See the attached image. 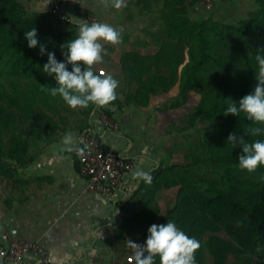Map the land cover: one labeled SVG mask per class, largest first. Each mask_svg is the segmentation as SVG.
<instances>
[{"label": "trees", "instance_id": "trees-1", "mask_svg": "<svg viewBox=\"0 0 264 264\" xmlns=\"http://www.w3.org/2000/svg\"><path fill=\"white\" fill-rule=\"evenodd\" d=\"M153 1L163 5L161 45L152 55L128 52L123 57L122 70L136 85L125 107H147L152 96L170 94L169 110L181 111L188 118L187 130L199 134L180 163L163 161L150 172V184L141 182L136 193L141 197L139 210L123 218L114 251L134 229L145 230L147 236L152 224L170 220L199 240L196 264H207L208 259L210 264H227L238 254L243 264H264V167L253 173L239 169L242 148L227 142L229 134L243 136L245 142L264 140V135H247L246 130L261 125L248 121L244 113L228 115L224 110L258 83L255 57L264 55V0H256L260 8L237 25L213 18L193 21L191 8L203 6L204 0ZM33 27L58 60L64 59L61 47L67 51L68 40L78 34L77 25L61 23L51 12H31L23 0H0V184L30 165L32 148L53 143L60 127L52 101L62 98L50 95L57 85L43 73L47 56L29 48L25 39ZM119 101L102 107L90 104L81 133L92 128L98 108L114 119L112 107L124 108ZM161 190L175 194L165 212L155 199Z\"/></svg>", "mask_w": 264, "mask_h": 264}, {"label": "crops", "instance_id": "crops-1", "mask_svg": "<svg viewBox=\"0 0 264 264\" xmlns=\"http://www.w3.org/2000/svg\"><path fill=\"white\" fill-rule=\"evenodd\" d=\"M23 1L34 13H49L53 3L42 12L47 0ZM90 1L71 0L78 9L90 8L91 11L94 7L91 6L93 0ZM82 22L84 20L79 19L77 26ZM121 123L125 131L122 137L103 132L93 117L91 119L92 129L97 131L106 149L123 152L135 160L133 172L117 194L103 196L87 191L74 155L82 133L80 129L61 132L53 143L32 148V163L20 169L13 180L0 184L1 241L8 243L7 236L11 235L38 243L46 249L52 264H114L116 231L123 218L137 207L136 193L143 180L136 172H149L155 165L146 153L140 154L136 133L126 132L133 130L127 126V121ZM68 134L75 140L71 148L63 143ZM39 262V256L28 254L22 264ZM0 264L8 263L0 260Z\"/></svg>", "mask_w": 264, "mask_h": 264}, {"label": "rangeland", "instance_id": "rangeland-1", "mask_svg": "<svg viewBox=\"0 0 264 264\" xmlns=\"http://www.w3.org/2000/svg\"><path fill=\"white\" fill-rule=\"evenodd\" d=\"M211 1L213 4L211 7L195 6L191 8L189 15L193 21L213 18L237 25L250 13L260 8L256 0ZM113 3L114 0H93L91 6L94 9L90 11V8H88L89 10L82 8L85 13L90 11L89 14L97 18V23L111 25L120 33L121 37L118 44L101 42L103 62L94 65V69L98 74H111L119 81L116 95L119 102L123 103L124 108L120 110L117 107H112L113 112L117 119L121 122L126 120L127 126L133 129L126 131L128 134L129 132L136 133L135 140L138 142L140 154L146 153L147 158H152L155 165H153V169H149V172L158 168V165L166 160L180 163L199 133L187 130L188 118L181 111L169 110L173 99L172 95L165 93L152 96L147 107H125L126 96L136 88V85L128 82L122 70L121 61L128 52L152 55L159 50L161 43L158 39L162 36L164 28L161 17L163 5L153 0L143 2L123 0L122 7L115 8ZM52 103L59 111L56 120L60 127L56 136L66 130L80 129L82 122H86L88 118V107L73 109L63 100L52 101ZM121 122L122 132L125 136L124 125ZM203 125L200 124L198 128H203ZM127 126H125L126 129ZM174 198L175 194L172 190H161L155 197L156 201L163 206V212L166 210V204L171 203ZM140 200V196L135 198L137 207L132 211L131 216L138 212ZM221 236H226V234L221 233ZM146 237L145 230L134 229L125 241L116 245L117 259L114 264H135L133 243L143 244ZM207 264H210V259L207 260ZM227 264H243V255L231 256Z\"/></svg>", "mask_w": 264, "mask_h": 264}, {"label": "clouds", "instance_id": "clouds-1", "mask_svg": "<svg viewBox=\"0 0 264 264\" xmlns=\"http://www.w3.org/2000/svg\"><path fill=\"white\" fill-rule=\"evenodd\" d=\"M52 2L54 0H47L42 12L46 11L47 5ZM122 5L123 0H114L113 7L120 8ZM25 39L29 48H38L41 56H47V61L42 66L43 73L54 78L57 85L49 90L50 95L53 97L58 95L73 109L88 107L90 104L102 107L116 100L119 81L111 74H98L94 69V65L103 62L101 42L118 44L121 40L120 33L111 25L82 22L78 25L76 38L68 40L67 51L61 47L64 57L62 60H58L55 52L48 51L38 39L35 27L25 32ZM255 59L258 65L255 79L258 83L254 91L244 95L238 103L231 99L232 103L224 109L228 115L239 116L244 113L248 121L261 125L246 130V134L252 137L264 135V55L258 54ZM227 142L242 148L239 169L253 173L264 167V140L245 142L243 136L229 134ZM63 143L71 148L75 145V140L68 134L64 137ZM136 175L145 183L152 182L150 172L138 170ZM200 247L199 240L178 228L174 221L168 220L166 224H152L148 228L145 242L133 243V254L135 264H155L157 257L159 264H196V252Z\"/></svg>", "mask_w": 264, "mask_h": 264}, {"label": "built area", "instance_id": "built-area-1", "mask_svg": "<svg viewBox=\"0 0 264 264\" xmlns=\"http://www.w3.org/2000/svg\"><path fill=\"white\" fill-rule=\"evenodd\" d=\"M211 2V0H204L202 5L211 7L213 5ZM50 12L57 21L64 24L77 25L79 19L89 24L97 23L94 15L86 14L82 9H78L71 0H54ZM92 117L103 132L123 136L121 124L102 108L96 109ZM74 155L78 160L79 174L86 181L87 191L103 196L117 194L135 168L133 158L112 149H106L99 134L92 128L81 134L74 149ZM7 238L8 243H3L0 239V260L8 264H22L28 254H35L40 258L39 264H52L48 252L40 244L11 235Z\"/></svg>", "mask_w": 264, "mask_h": 264}]
</instances>
